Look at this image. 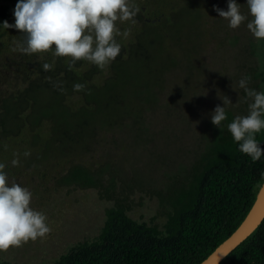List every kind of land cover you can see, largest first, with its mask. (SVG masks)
Masks as SVG:
<instances>
[{
    "label": "rangeland",
    "instance_id": "obj_1",
    "mask_svg": "<svg viewBox=\"0 0 264 264\" xmlns=\"http://www.w3.org/2000/svg\"><path fill=\"white\" fill-rule=\"evenodd\" d=\"M13 2L10 24L17 0ZM236 2L247 11L246 0ZM134 3L141 9L136 23L119 24L128 31L126 37H117L122 50L112 62L121 72L114 78L107 75V85L94 80L110 65L99 68L77 61L70 68L69 58L51 51L22 54L13 48L24 35L15 29L0 30V113L5 101L16 102L27 90L43 93L38 98L43 102L50 100L44 93L59 89L41 86L42 77H66L65 88L81 83L76 79L81 73L92 79L82 91L91 95V101L82 102L81 92L73 91L63 103L64 120L71 125L64 141L53 137L46 120L35 129L34 145L25 126L17 136H0V162L7 165L9 180L33 193L30 206L46 215L51 229L44 238L0 252V261L49 264L72 246L96 238L111 208L161 227L217 132H227L233 118L247 114L239 79L248 75V86L261 91L258 41L244 24L231 29L213 10L226 11L227 0ZM44 63L53 64V70H44ZM223 96L236 104L225 106L227 119L219 129L210 116L217 105L223 106ZM25 151L30 156L24 157ZM14 158L20 161L17 166L11 164ZM78 166L88 170L90 184L65 180Z\"/></svg>",
    "mask_w": 264,
    "mask_h": 264
},
{
    "label": "trees",
    "instance_id": "obj_2",
    "mask_svg": "<svg viewBox=\"0 0 264 264\" xmlns=\"http://www.w3.org/2000/svg\"><path fill=\"white\" fill-rule=\"evenodd\" d=\"M11 3L15 2L1 0L0 22L8 21ZM258 45L263 63V71H259L258 76L261 91H264V41H258ZM113 68L111 63L107 72H101L94 80L95 84L100 86L107 75L114 78L121 72ZM81 75L76 79L85 85L92 80ZM53 77H42L44 82L40 83L48 90L59 89L58 93H44L50 98L47 102L38 99L43 93H29L28 90L22 92L16 102H4L3 112L0 113V136H17L25 126L34 145L38 139L35 129L44 120L50 122L54 138L64 141L69 136L71 125L64 120L67 114L63 103L76 90L73 85L72 88H65L66 77L56 74ZM56 78H59L58 81H53ZM104 84L107 85L106 82ZM78 92H81L82 102L92 100L91 95L86 97L82 91ZM64 130L66 133H62ZM50 134L46 136V145ZM256 139L264 154V131L256 134ZM73 169L76 172L72 175L70 172ZM70 172L65 177L66 181L77 179L91 183L87 169L78 166ZM261 172H264V156L252 162L250 157L238 150V144L228 130L225 133L219 131L200 168L188 187L180 191L173 203V211L161 227L134 220L121 208H111L106 210L105 222L96 238L72 246L49 264H200L237 229L248 214L260 190L257 185L264 183ZM0 264L16 263L0 261ZM219 264H264V219Z\"/></svg>",
    "mask_w": 264,
    "mask_h": 264
},
{
    "label": "clouds",
    "instance_id": "obj_3",
    "mask_svg": "<svg viewBox=\"0 0 264 264\" xmlns=\"http://www.w3.org/2000/svg\"><path fill=\"white\" fill-rule=\"evenodd\" d=\"M244 5L246 12H242V5L236 0H227L226 11L216 7L213 10L227 21L229 28L237 29L244 24L256 41H264V0H246ZM140 11L134 0H17L14 23L5 20L0 22V28L15 29L24 35L23 41L16 42L14 51L28 55L51 51L57 57L69 58L70 68L77 61L104 68L121 54L122 45L117 37L128 35L119 24H135ZM42 67L51 70L53 64L44 63ZM250 79L244 75L238 81V87L245 93L248 112L233 118L227 130L238 150L256 162L264 156L256 139V134L264 131V91L250 88ZM73 88L83 91L85 84L75 83ZM223 97V106L217 105L210 116L211 123L219 129L227 119L225 106L236 104ZM30 154L25 151L23 156ZM19 163L18 158L11 161L13 166ZM6 167L0 162V252L44 238L51 231L46 215L30 206L33 193L10 181ZM260 177L264 181V172ZM257 186L264 189V183Z\"/></svg>",
    "mask_w": 264,
    "mask_h": 264
},
{
    "label": "water",
    "instance_id": "obj_4",
    "mask_svg": "<svg viewBox=\"0 0 264 264\" xmlns=\"http://www.w3.org/2000/svg\"><path fill=\"white\" fill-rule=\"evenodd\" d=\"M264 219V189L259 190L248 214L237 227L211 254L200 264H219L231 251L245 241Z\"/></svg>",
    "mask_w": 264,
    "mask_h": 264
}]
</instances>
